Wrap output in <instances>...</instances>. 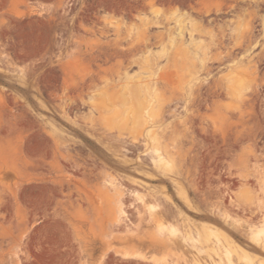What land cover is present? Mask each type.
<instances>
[{"label": "rangeland", "instance_id": "rangeland-1", "mask_svg": "<svg viewBox=\"0 0 264 264\" xmlns=\"http://www.w3.org/2000/svg\"><path fill=\"white\" fill-rule=\"evenodd\" d=\"M0 264H264V0H0Z\"/></svg>", "mask_w": 264, "mask_h": 264}, {"label": "bare ground", "instance_id": "bare-ground-1", "mask_svg": "<svg viewBox=\"0 0 264 264\" xmlns=\"http://www.w3.org/2000/svg\"><path fill=\"white\" fill-rule=\"evenodd\" d=\"M142 117V116H141ZM230 256V255H229ZM246 256V255H245ZM228 259V258H227ZM244 260V259H243ZM248 260V259H247ZM229 263V262H228Z\"/></svg>", "mask_w": 264, "mask_h": 264}]
</instances>
